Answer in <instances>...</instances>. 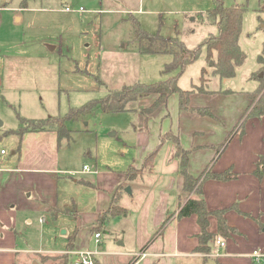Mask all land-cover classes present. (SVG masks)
<instances>
[{
    "label": "rangeland",
    "instance_id": "obj_1",
    "mask_svg": "<svg viewBox=\"0 0 264 264\" xmlns=\"http://www.w3.org/2000/svg\"><path fill=\"white\" fill-rule=\"evenodd\" d=\"M221 1L225 7L246 10L240 46L247 59L236 67L233 77L218 75L214 67L219 63L217 56L208 62L203 46L218 34V19L208 15L217 7L216 0H0V121L4 123L0 151L11 153L14 138L5 133L18 129L23 120L65 117L71 109L102 99L125 84L150 85L178 77L179 86L187 91L196 87L250 91L256 86L251 79L261 68L264 0ZM22 4L28 9H21ZM66 8L72 11L66 12ZM139 31L160 32L165 39L177 38L189 50L201 52L183 69L175 68L170 51L178 48L167 43L168 49L163 48L166 53L142 54ZM139 121L134 114H110L96 108L78 120L65 122L70 136L63 139L62 155L68 156L69 171L75 174L60 175L59 207L63 212L57 219L45 214L44 225L38 218L33 220L29 249L63 252L69 237L80 231V241L88 243L86 249L99 252L102 264H127L133 258L128 252L139 253L155 231L148 228L144 232L151 234L148 238L139 225L149 185L135 196L126 191L127 214L110 218L101 227L99 244L94 232H87L98 226L99 213L114 193L110 187L114 178L132 165L136 156L131 147L136 144L133 126L139 127ZM85 164L92 171L79 173ZM57 256H47L42 264H61ZM139 263L200 264L174 254L149 256ZM68 264H74L73 257Z\"/></svg>",
    "mask_w": 264,
    "mask_h": 264
},
{
    "label": "crops",
    "instance_id": "obj_2",
    "mask_svg": "<svg viewBox=\"0 0 264 264\" xmlns=\"http://www.w3.org/2000/svg\"><path fill=\"white\" fill-rule=\"evenodd\" d=\"M20 7L23 9V4ZM17 20L22 21L19 17ZM251 80L255 81L256 86L250 91L206 87L189 89L192 92L190 110L181 109L179 95H172L166 105L151 115L147 126L140 110L151 106L156 97L142 99L137 103V111L126 112L140 117L139 127L133 126L136 144L131 147L135 148L136 156L131 166L141 170L145 159L159 148L150 170H143L135 180H128L125 173L118 174L110 184L114 193L120 186L123 187L118 204L124 209L127 187H131L129 193L132 196L140 193V188L145 185L151 187L144 194L139 225L143 235L148 228H154L152 236L150 233L144 236H151V239L155 236V239L147 247L146 256L136 264L149 256L163 257L170 254L190 257L200 264H256L251 256L253 252L264 254V176L260 179L255 174L258 161L264 156V117L249 119L243 136L236 133L251 104L249 94L259 86V81ZM200 108H209L214 116L199 114L196 109ZM170 132L179 138L182 148L189 152L188 168L194 177H200L208 170L220 174L229 169L237 175L231 181L208 180L203 185L207 208L222 210L233 207L227 212L226 220L229 226L238 231L228 239H219L218 242H224L226 246L221 248L217 242L213 253L206 256L205 261L204 256L194 253L200 232L197 216L178 218L180 208L188 197L182 195L183 179L180 175V159L175 157V143L166 139ZM7 137H13L14 140L9 155L4 150L0 151V264H42V257L62 255L67 250L48 253L41 249H29L30 226L35 218L39 219V223L44 218L45 221L40 224H46L45 214L58 218L63 212L59 207L60 175H73L75 172L69 171L68 156L62 155L63 139H59L56 131L28 132L22 139L14 134ZM20 140L21 149L18 152ZM67 146L70 148L69 144ZM89 172L83 169L79 173ZM112 195L101 209L99 217L110 207ZM170 215L169 224L160 234L161 226ZM97 227L89 228L87 232L92 233ZM81 234L77 232L74 252L88 250V243L80 241ZM151 239L138 254L127 253L128 257H133L127 264L135 261ZM218 251L221 252L220 256H217ZM97 257L98 264H102Z\"/></svg>",
    "mask_w": 264,
    "mask_h": 264
},
{
    "label": "trees",
    "instance_id": "obj_3",
    "mask_svg": "<svg viewBox=\"0 0 264 264\" xmlns=\"http://www.w3.org/2000/svg\"><path fill=\"white\" fill-rule=\"evenodd\" d=\"M217 1V7L208 12L209 17L218 19V34L210 36L203 44L207 50V60L212 61L217 56L219 63L214 66L218 75L222 77L235 76V69L244 64L247 59V55L240 47V36L243 26V14L245 9L241 7H225L221 0ZM23 9H27V6H23ZM261 11L264 12V6ZM137 36L139 52L142 54H160L164 49H168L167 43L173 45L176 50H171L170 53L174 55L175 68L183 69L187 63L193 62L198 58L201 50L191 51L177 38L165 39L160 32L152 35L146 32L139 31ZM258 63L261 66L259 74L254 75V79L259 81L258 88L249 94L251 104L245 112L238 130L240 136L245 133L246 122L251 118H263L264 117V47L262 54L258 58ZM260 74H263L260 77ZM191 91L183 90L179 86L178 77H173L165 81H160L155 84H126L122 88L117 90H110L108 95L102 99L92 100L81 108L71 109L65 117H51L41 120H23V125L17 130H11L7 135H18L21 139L28 132H43L47 130H54L58 133L59 139H64L66 136H70L69 130L65 126L66 121L78 120L80 116L91 114L96 108H100L102 111L110 114H119L126 112L137 111V103L149 97H156L155 101L148 108L141 109L140 112L144 115L146 126L150 120L151 115L160 107L166 105L172 95H179L180 108L184 110H190V95ZM199 114L214 116L209 108L196 109ZM234 134L231 135L230 139ZM166 139L175 143L176 155L175 157L180 159V175L183 179L182 195L185 194L188 200L182 204L178 218L184 219L193 215L197 216V222L200 227V232L197 235L198 245L194 250L195 254L204 256V261L213 253L216 244L219 239H228L232 234H236L238 231L228 225L226 220V214L232 208H226L222 210H209L206 206V201L203 193V185L208 180L218 181H231L237 178V175L233 173L232 169L226 172L217 174L212 170H208L200 177H194L188 168L189 152L185 151L180 145L179 138L173 133H168ZM165 140V138H164ZM21 149V140L17 151ZM159 150V148H158ZM156 150L150 156H148L143 164L141 170L131 166L126 172L128 180H135L143 170H150L154 162L155 156L158 152ZM150 166V168H149ZM258 178L262 179L264 176V156H261L257 170L255 172ZM120 186L117 191L112 195V202L110 207L100 214L98 220V227L93 229V232L101 230V227L110 219L122 216L127 213L126 209L119 206L118 202L121 197ZM171 215L165 220L161 226L160 234L165 231L167 225L171 220ZM77 232L71 236L70 242L67 248V253L57 256L61 261V264L69 263L68 252L73 251L74 242L76 240ZM155 236L150 240L148 245L142 249L141 253L135 259L137 263L143 254H146L147 247L154 241ZM48 257H42L40 262H45ZM97 264V260L95 261ZM131 263V264H135ZM57 264V263H56Z\"/></svg>",
    "mask_w": 264,
    "mask_h": 264
},
{
    "label": "built area",
    "instance_id": "obj_4",
    "mask_svg": "<svg viewBox=\"0 0 264 264\" xmlns=\"http://www.w3.org/2000/svg\"><path fill=\"white\" fill-rule=\"evenodd\" d=\"M72 10L70 8H66V12H71ZM80 11H84L81 9ZM4 153V151L2 152ZM84 171L89 172V166H84ZM45 221L44 218L40 219V222L43 223ZM102 235L101 233H96L95 234V241L96 244L100 243ZM218 245L221 248H224L226 244L224 242H218ZM69 255H73L74 257V264H96V257L99 255V252L96 251H91V250H78V251H71L68 252ZM221 252H217V256H220ZM146 255L143 254L141 258H144ZM252 258L254 259L256 264H264V254H262L259 251L253 252L251 255ZM136 264V263H135Z\"/></svg>",
    "mask_w": 264,
    "mask_h": 264
},
{
    "label": "water",
    "instance_id": "obj_5",
    "mask_svg": "<svg viewBox=\"0 0 264 264\" xmlns=\"http://www.w3.org/2000/svg\"><path fill=\"white\" fill-rule=\"evenodd\" d=\"M49 49L50 50H54V47H52V46H49ZM212 65H213V63H212ZM263 76V74H260V77H262ZM3 126V122L2 121H0V127H2ZM127 192H130L131 190L130 189H127L126 190ZM65 234V233H64ZM33 264H38V262H34Z\"/></svg>",
    "mask_w": 264,
    "mask_h": 264
}]
</instances>
